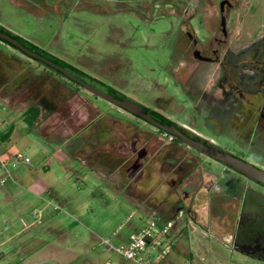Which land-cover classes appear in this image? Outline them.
I'll list each match as a JSON object with an SVG mask.
<instances>
[{
	"label": "rangeland",
	"instance_id": "rangeland-1",
	"mask_svg": "<svg viewBox=\"0 0 264 264\" xmlns=\"http://www.w3.org/2000/svg\"><path fill=\"white\" fill-rule=\"evenodd\" d=\"M218 2L0 0V23L77 67L103 90L115 89L120 96L186 123L212 138L224 153L235 150L259 160L263 144L251 143L246 132L227 118L219 122L201 118L205 109L194 107L190 98L193 91L181 86L191 78L185 61L183 65L178 61L177 45L172 44L180 27L179 7L199 4L200 16L206 17L210 8V16L217 17ZM238 3L231 14L232 30L242 26L243 35L253 37L264 29V0ZM192 24L200 38L208 34L197 25L196 18ZM0 52L5 53H0V127L12 128L8 141L0 142L12 157L20 153L29 158L27 163L19 161L7 180L14 192L0 235V264H102L124 259L108 248L105 240L117 245L118 237L131 232L127 223L117 230L127 216L140 227L151 219L161 225L177 213L173 204L169 218L160 217L145 203L140 209V203L131 200L149 197L155 202L160 192L168 191L166 183H161V169L163 162L170 161L167 156H172L167 144L170 136L1 41ZM8 53L18 58L13 60ZM29 105L39 108L32 131L22 117ZM84 136L88 145L78 146ZM179 147L190 158L198 155L204 159V172L209 171L226 185L230 197L246 190L242 176L223 162L183 143ZM139 153L140 162L124 181L115 179L114 167ZM152 157L155 162L146 166ZM20 177L36 180L41 186L37 191L21 187L16 180ZM260 190L264 192L263 186ZM197 199L201 225L190 223L186 227L181 218L176 219V242L166 258L156 264H180L190 260L189 254L191 264H264L226 245L223 230L229 221L235 222V209L228 219H212L210 205L221 211L223 200L210 202V196ZM86 224L91 232L85 230Z\"/></svg>",
	"mask_w": 264,
	"mask_h": 264
},
{
	"label": "flooded vegetation",
	"instance_id": "flooded-vegetation-1",
	"mask_svg": "<svg viewBox=\"0 0 264 264\" xmlns=\"http://www.w3.org/2000/svg\"><path fill=\"white\" fill-rule=\"evenodd\" d=\"M239 4L238 0H219L216 7L217 17L210 16L212 11L210 8L206 17L200 16L199 4L180 6L179 32L172 44L177 45L174 50L180 54L178 61L182 65L185 61L189 67V73L186 72L191 78L190 83L185 82L186 84L182 83L181 86L193 91V98L191 96L190 98L194 107L205 109L201 118L215 122L227 118L246 132L251 143L258 142L264 145V29L253 37L243 35L242 26L233 31L230 25L231 14ZM194 18L197 19L199 27L207 30L208 34L205 37L198 36L197 29L192 24ZM134 102L150 110L160 123L164 125L174 123L186 135L222 152L212 138L205 137L186 123L176 122L150 107ZM155 128L171 138L167 144L171 145L172 156H167L170 161L163 162L161 169V183H166L168 191L160 192L159 199L155 202L149 197H142L141 201L160 217L167 218L168 212L173 210V204L176 205L177 213L172 218L175 220L181 218L187 227L190 223L201 225L203 218L200 216L197 198L210 196V202L221 198L222 210L215 211L210 205L208 214L212 219L220 217L224 220L231 217L229 213L234 209L237 212L235 222L229 221L223 230L224 234H227L226 245L230 247L229 250L264 262V192L260 190L262 185L243 173L230 169L231 172L242 176L246 187V190L230 197L226 185L219 183L216 176L209 171L204 172L202 169L204 159L198 155L190 158L186 150L181 151L179 145L182 142H174L173 135L156 126ZM183 144L202 153L185 142ZM262 148L263 153L259 154L260 159L258 158L260 161L235 150L226 153L249 161L264 171V146ZM141 157L142 153L137 156L131 155L116 165L112 171L115 179L121 178L124 181L132 167L138 165ZM155 160L156 158L152 157L145 165L149 166L148 164ZM255 184L260 186L259 189L254 186ZM247 185H251V188L247 189ZM231 201L235 207L233 209L230 208ZM226 206L230 209L227 210Z\"/></svg>",
	"mask_w": 264,
	"mask_h": 264
},
{
	"label": "water",
	"instance_id": "water-1",
	"mask_svg": "<svg viewBox=\"0 0 264 264\" xmlns=\"http://www.w3.org/2000/svg\"><path fill=\"white\" fill-rule=\"evenodd\" d=\"M0 40L5 41L9 43L10 45L14 46L18 50H20L25 55L37 59L39 61H42L46 63L48 66L60 71L63 75H65L68 79L78 83L81 87L87 89L91 93L97 94L99 97L109 101L110 103L118 106L122 110L141 118L150 124L164 130L165 132L176 136L180 139H182L186 144L189 146L201 151L202 153L206 154L213 160H217L220 162H223L231 169H234L235 171H238L240 173H243L251 180L259 183L260 185L264 186V171L256 167L254 164H252L249 161H244L237 156H234L229 153L220 152L212 147L207 146L203 141L196 140L185 133H183L174 123H171L170 125H164L160 123L158 120H156L152 112L150 110H147L145 107L137 105L135 103L128 102L126 100H123L119 97H115L112 94H109L103 89H100L99 87L85 81L84 79L76 76L75 74L71 73L69 70H67L63 65L56 63L55 61L49 59L48 57L33 51L32 49L26 47L24 44H22L16 37L13 35L0 30Z\"/></svg>",
	"mask_w": 264,
	"mask_h": 264
},
{
	"label": "built area",
	"instance_id": "built-area-1",
	"mask_svg": "<svg viewBox=\"0 0 264 264\" xmlns=\"http://www.w3.org/2000/svg\"><path fill=\"white\" fill-rule=\"evenodd\" d=\"M21 160L25 163L29 162V158L20 153L11 158H4L0 153L1 183L12 178V169L16 168V164ZM130 219L131 215L118 226V230L122 229ZM156 221L151 219L142 223L127 240L115 246V252L136 264H156L157 261L165 259L176 242V234L173 233L175 219H167L161 225H157ZM105 243L109 244V239L105 240ZM180 264H191V261L184 260Z\"/></svg>",
	"mask_w": 264,
	"mask_h": 264
},
{
	"label": "trees",
	"instance_id": "trees-1",
	"mask_svg": "<svg viewBox=\"0 0 264 264\" xmlns=\"http://www.w3.org/2000/svg\"><path fill=\"white\" fill-rule=\"evenodd\" d=\"M0 30L5 31V32H7V33L13 35V36L16 37V38H17L22 44H24L26 47H28V48L32 49L33 51H36V52H38V53H40V54H42V55H44V56H46V57H48L49 59L55 61L56 63H59V64L63 65V67H65V68H66L67 70H69L71 73H73V74H75L76 76H78V77L84 79L85 81H87V82H89V83H91V84L96 85L97 87H99V86H98L99 83H95V82H93L92 80H90V79L88 78V76L85 75V74H84L80 69H78L77 67H75V66H73V65H71V64H69V63L64 62L63 60H61V59L58 58V57L52 56L51 54H49L48 52H46L44 49H42V48H40L39 46H37V45H35V44H33V43L27 41L26 39L22 38L21 36H19V35L16 34V33H13L12 31L8 30L7 28H5V27L2 26V25H0ZM0 41L3 42L5 45H8V46H10V47H12V48L18 50L17 48H15L14 46L10 45L9 43H7V42H5V41H2V40H0ZM18 51H20V50H18ZM20 52H21V51H20ZM0 53H1V52H0ZM27 57H29V56H27ZM29 58H31V57H29ZM31 59H33V58H31ZM33 60L37 61L38 63H40V64H42V65H44V66H46V68H49V69H51V70H53V71H55V72H57V73L63 75L60 71H58V70H56V69H54V68L48 66V65H47L46 63H44V62L39 61V60H37V59H33ZM63 76H65V75H63ZM65 77H66V76H65ZM71 81H72V80H71ZM73 82H74V81H73ZM74 83H75L76 85L80 86L78 83H76V82H74ZM100 85H101V84H100ZM101 86H102V85H101ZM99 88H100V87H99ZM100 89H102V88H100ZM105 91L108 92L109 94H112V95L115 96V97H119V98H121V99H123V100H126V101H128V102L135 103L134 101H131V100L128 99V98H125V97H123V96H120V95L117 93V91H116L115 89L110 88V89H106ZM93 94L96 95V96H98V95L95 94V93H93ZM135 104H136V103H135ZM38 115H39V108H38L36 105H29V106L27 107V109L25 110V112L22 114V117H23L24 123H25V125H26V127L28 128L29 131L34 130L35 121L37 120ZM11 129H12V128L10 127V128H7V130H5V131L0 132V141H6V140L9 138L10 133H11ZM84 130H86V127H85ZM84 130L80 131V133H79L80 136H81V134H83ZM42 137H43V136H42ZM77 137H78V135H76V138H77ZM78 138H79V137H78ZM44 139H45V138H44ZM45 140H46V139H45ZM81 140H84V141H83L82 143L80 142V144H79L78 146L88 145V143H89L88 140H89V139H88L86 136H84V138L81 139ZM173 140H174V142H182V143H184L182 139H180V138H178V137H176V136H173ZM46 141L54 143L53 141H51V140H49V139H47Z\"/></svg>",
	"mask_w": 264,
	"mask_h": 264
},
{
	"label": "crops",
	"instance_id": "crops-1",
	"mask_svg": "<svg viewBox=\"0 0 264 264\" xmlns=\"http://www.w3.org/2000/svg\"><path fill=\"white\" fill-rule=\"evenodd\" d=\"M0 25H2L1 23H0ZM3 26V25H2ZM5 27V26H4ZM6 28V27H5ZM1 54H5V53H1ZM7 56L8 57H10V58H12L13 60L14 59H17L18 57H16L15 55H13L12 53H8L7 54ZM9 76H11V75H9ZM5 108V107H4ZM6 128V126H4V127H0V132H2V131H5V130H7V129H5ZM7 141H8V139H7ZM0 153H1V155L4 157V158H11L13 155H11V153H9V151H8V147H6V146H4L1 142H0ZM16 180L18 181V183L19 184H22V186L21 187H25V188H27V189H30V188H32L34 191H37V187H40L41 185H37V181L35 180V181H33V180H31V179H28V177L27 178H23V177H20V178H16ZM9 182L10 181H5L4 183H1L0 182V235H1V233H3V231H4V229H3V227H5L6 225L4 224V218L6 217V214L9 212V211H11V210H8V206L11 204V203H13V192H14V189H12V187H11V183L9 184ZM17 185V189H19L20 188V185ZM43 185V187H44V189L45 188H47V190H48V187H47V185L46 184H42ZM16 189V188H15ZM131 200L134 202V203H140V209H142V205L144 204L141 200H139V199H136V198H131ZM143 211V210H142ZM151 211H152V209H151ZM144 212V211H143ZM145 213V212H144ZM146 215H147V213H145ZM128 217V216H127ZM127 217L125 218V220L127 219ZM124 220V221H125ZM120 225V224H119ZM118 225V226H119ZM127 225L129 226V230H131V232L128 234H126V235H124V236H120V237H118V240H119V243L118 244H120L121 242H123V241H125V240H127L128 238H129V236L131 235V233L132 232H134L135 230H137V229H139V227H136L134 224H133V222H132V219H130L128 222H127ZM84 226V228H85V230L86 231H88V232H91V229H90V226L88 225V224H86V225H83ZM131 228V229H130ZM117 230H118V227H117ZM116 233H117V231H115ZM117 244V245H118ZM117 245H112L111 243H110V241H109V244H108V248H110V249H112V250H114V248H115V246H117ZM115 251V250H114ZM186 253L187 254H189V252L188 251H186ZM189 256H190V258H191V254H189ZM93 258H95V257H93ZM99 258H100V256H99ZM99 258H95L94 260L95 261H100V259ZM122 259V258H121ZM169 261H170V259H169ZM167 262H168V260H167ZM90 264H94L93 262H91ZM102 264H136V263H134V262H132V261H127V260H124V259H122V260H108V261H105V262H103Z\"/></svg>",
	"mask_w": 264,
	"mask_h": 264
}]
</instances>
